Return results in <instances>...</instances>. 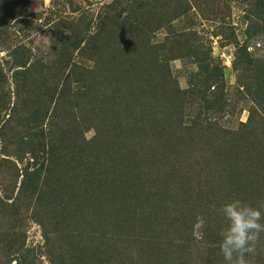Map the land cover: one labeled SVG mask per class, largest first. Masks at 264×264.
Wrapping results in <instances>:
<instances>
[{
    "label": "rangeland",
    "instance_id": "374dc122",
    "mask_svg": "<svg viewBox=\"0 0 264 264\" xmlns=\"http://www.w3.org/2000/svg\"><path fill=\"white\" fill-rule=\"evenodd\" d=\"M24 13L7 35L0 26V159L12 162L0 168L10 188L0 264H204L191 237L201 235L206 195L264 216V0H29ZM62 43L70 64L92 72V91L74 110L73 140L26 177L29 157L4 156L2 140L24 131L15 121L28 96L40 98L41 129H66L65 91L46 94L43 78ZM15 46L31 63L52 62L33 92L15 75ZM48 85H62L58 73ZM148 192L166 214L127 217ZM212 257L203 261L227 263ZM246 260L264 264L261 242Z\"/></svg>",
    "mask_w": 264,
    "mask_h": 264
},
{
    "label": "trees",
    "instance_id": "16d2710c",
    "mask_svg": "<svg viewBox=\"0 0 264 264\" xmlns=\"http://www.w3.org/2000/svg\"><path fill=\"white\" fill-rule=\"evenodd\" d=\"M29 0H0V26L5 25V27L2 30V34L7 35L8 29L15 26L20 18H28V15L24 13V6L25 4H28ZM1 30V29H0ZM9 40V39H8ZM5 40V41H8ZM4 42V41H3ZM67 43H62L60 45H56L52 51L53 54H57L60 57H62V61H58V65H55L54 63H31L30 57L28 54V50H26L25 46H15L11 50V59H12V65L15 66V68H21V70L16 71L15 75L18 77L19 82H21L22 86L27 88L29 92H33L34 89H36L37 83H36V75L37 71L40 72H49L51 69V64L53 65V71L54 73L59 74V78L62 80V85L57 86H50L48 85V82H50L51 77L53 76L52 72L46 74L47 76H44V85L47 84V86H44L48 90L45 92L50 93L51 91H56V89H59V93H63L65 91V97L68 98L67 102L64 105V108L59 116L60 123L65 124L67 120H69V123L66 124V129H57L51 130V126L48 128V131L45 132L43 129H41L38 126V120L42 113H44V110L39 105L40 98H32L31 96H28L27 99L22 100V107L18 110V115L16 116L15 123L18 124L21 128L24 129L21 133H13L12 131L9 132L7 140L9 142H6L5 140H2V152H4V156L12 157L16 162H20V160L25 159V156L27 155L29 157V161L26 165L32 166L33 171L28 172L27 170V176L36 177L40 173L42 167L45 165L47 161H49L50 156L55 153L59 148V145H62L64 142L66 136L68 137L67 140H71V134L73 133L74 127H70L73 119H74V110L79 108V100L82 95H85L88 92H91V87L86 83L84 85V78L86 76L92 75V72L88 71V69L78 66L75 63H69L70 57H69V47ZM52 54V55H53ZM2 74V72H1ZM51 94V93H50ZM49 94V96H50ZM54 94V93H53ZM41 104V103H40ZM44 106V105H42ZM22 114H25L22 116ZM216 126V124H213ZM72 131H71V129ZM211 127L210 130H213L214 133H211V135L216 138H218V141L220 140L219 137H222L219 135V133H226L222 128L217 127ZM207 132L209 130H206ZM228 133V132H227ZM210 134V133H209ZM235 141V140H233ZM236 142V141H235ZM0 168L3 165L12 164L10 160L1 158L0 159ZM30 168V167H28ZM131 175V174H130ZM14 178V175H11ZM141 181L140 175L136 173H132V176L130 177V184H136ZM230 181V179H229ZM37 185H35L33 182L28 186L24 187L23 182L21 183L20 190L25 189L27 190L28 196L33 194V192H36ZM216 189H223L225 186L223 185L222 181L220 180V177L218 181H216ZM0 210H3V208L7 205L6 200H8L9 196V186L6 184L0 183ZM220 191L217 192V194H209L204 197L208 201V205L205 208L206 216L202 219L204 222V226L202 227L201 233H203V239H200V236H193L191 237V241H195V251L196 256L199 258L200 262L207 264L205 261V257L207 255L211 254L213 257V261L215 263H220L221 261L226 262L220 252V249L218 247L220 242L219 232L220 230L225 227L226 221L222 217V215L218 212L213 210V206H215L216 209H218L221 205L224 203H221V200H226L225 197H223L221 194H219ZM149 192L146 193V197H144V200L141 204H138L136 208H131L127 212V217L134 213L136 210L139 211L138 215H140V221H144L145 223H151L150 221L153 220V222L158 220L156 218L157 215H163L165 213V209H167V206H158L157 203L149 204ZM255 208L254 205H251ZM192 211V210H191ZM261 211V210H260ZM192 218V215H191ZM262 222V221H261ZM263 223V222H262ZM151 225V224H149ZM208 239V240H207ZM216 239V240H215ZM259 242H261V246L264 248V233L261 234ZM260 244V243H259ZM212 245H216L215 249L212 253H208V250ZM257 245V244H256ZM261 249V248H260ZM207 255H205V254ZM216 253H218L216 255ZM247 254L245 256H248ZM197 258V260H198ZM219 260V261H218ZM218 261V262H217ZM65 264V263H64ZM213 264V263H212ZM227 264V263H226Z\"/></svg>",
    "mask_w": 264,
    "mask_h": 264
},
{
    "label": "clouds",
    "instance_id": "9594fccd",
    "mask_svg": "<svg viewBox=\"0 0 264 264\" xmlns=\"http://www.w3.org/2000/svg\"><path fill=\"white\" fill-rule=\"evenodd\" d=\"M126 15V14H125ZM226 221L225 227L219 232V249L227 264H249L245 259L247 254H255L256 244L264 233V216L259 209L233 200L221 205L218 209L213 206ZM200 239H203L201 233Z\"/></svg>",
    "mask_w": 264,
    "mask_h": 264
}]
</instances>
